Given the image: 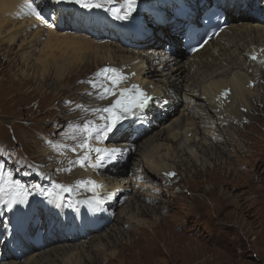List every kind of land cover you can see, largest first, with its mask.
Instances as JSON below:
<instances>
[{"label":"rangeland","instance_id":"1","mask_svg":"<svg viewBox=\"0 0 264 264\" xmlns=\"http://www.w3.org/2000/svg\"><path fill=\"white\" fill-rule=\"evenodd\" d=\"M152 3L142 5L137 2L136 10L127 20H115L104 9H82L68 0H63L59 5H64V8L68 9V14L65 11L60 12L59 5L54 4L53 6L58 9H52L46 15L40 14L39 17L44 18L45 23H51L58 31L81 35L92 42L98 41L97 43L100 42L102 45L119 44V40H132L134 44L129 46V56L136 58L135 52L144 47L146 49H151V47L161 49L162 46L166 48L172 46L167 44V37L171 36L172 29L166 26L164 18H162V22L155 21L154 12L156 10L163 11L164 15L171 12L170 14L173 16L179 14L177 10L185 14L189 10H194L195 13L191 12V14L194 15V21L197 23L195 25L198 26L200 24L198 15L202 9L204 10L208 6H204L205 0H167L165 3ZM260 3L261 0H258V4ZM242 4L245 8L250 4V0H243L238 7L240 21L242 23L254 21L249 12H241ZM118 5V0H115L112 6ZM36 6L39 11L42 9L41 3ZM152 7L156 9L150 10ZM3 8L4 11H7L10 7L4 5ZM74 10L88 19H92L94 16L100 17V20L108 21L111 26L105 29L98 26L99 31L91 30V27L85 26L79 19H76L77 25L72 24L67 15ZM159 27L162 29H157ZM148 30H161L164 38L167 39H164L165 42L160 46L156 44V40H150L152 44L147 46L145 42L149 41L131 38L139 33L144 34ZM45 35V32L42 31L39 40L45 41ZM7 46L6 43L0 42V149H2L0 151V174L7 179V173H11L13 181H18L28 189V195L33 194V200L27 199L30 196L26 197L27 202L43 201L53 192L55 195L59 194L57 188L54 187L63 178L64 171L59 167L74 158L77 153L56 149L58 152L49 156L44 153V150L54 148L52 145L56 144H64L69 148L75 146L76 141L65 139L63 135L69 131L68 124L72 122L82 125L85 120H91L89 112L85 114L82 111H76L74 107L79 103V100L77 94L70 90L73 86L80 89L86 81L94 78L95 73L102 69L101 67H110L111 64L99 65L96 61L101 63L102 59L95 58L96 56L90 52L85 53L86 56L79 54L78 57L77 53L71 54L69 68L71 67L70 69L76 73L70 79L61 82V88H69V91L59 98L54 89V81L49 77L46 81L39 75L40 60L43 59L39 45L38 49L32 50L21 49L19 45L14 44L10 58L5 57V52L9 50ZM62 47L66 49L67 46L62 45ZM56 50L57 55L64 53L61 48ZM172 52H175L173 47ZM176 54L182 61L189 57L185 48L182 49V47ZM23 56H29L28 61H25ZM81 57L83 58L81 59ZM232 58L233 62L236 58ZM87 62L94 65H91L89 70L84 69ZM160 69L162 70V68ZM248 72L251 75L253 70L250 69ZM124 75L127 76V80L121 87L140 83V80L137 81L140 78L135 77L132 72ZM195 76L196 82H202L199 73L196 72ZM258 76V79L253 76V88L261 89L264 94V73L260 72ZM140 77L146 78L147 76L142 74ZM156 78L158 79V77ZM151 79L153 78L142 81V84H146V81ZM82 81L84 83H81ZM262 97L259 99V103L261 100L264 101V95ZM221 100L224 101V109L229 108L231 98L224 96ZM88 102L90 103L89 99ZM254 102L253 99L251 104L258 109L253 107L251 109L255 114L250 113V109L245 113L243 111L244 115L241 116V118L244 116L250 118L245 125H240V120H242L240 114L237 116L240 123H225L226 118L221 114V109L215 110L213 105L206 104L207 108H202L204 113L201 111L198 114L202 116L192 119L194 122H198L197 119L202 118L197 126L196 124L192 126L189 136H186L182 132L184 129H181V133L174 140L164 141L167 144L158 148L157 152L154 151V159H152L156 162L171 163L176 167L175 169H178V172L175 173L176 177L172 178L173 180L166 181L163 179L164 176L162 178L148 176L151 179L143 177L138 179V184L147 180L146 185L152 184L157 190L140 185L133 187L139 189V192L146 193V200L142 202L147 207L145 206L143 209L146 212L139 213L138 207L135 209L134 206L131 211V215H134L131 218L132 222L125 223L126 220L119 218L122 203L116 205L113 214L110 204L104 207L98 204L101 207L100 213H97L100 214L98 215L101 219L97 220L99 228L94 232L96 236H105L106 239L115 235L114 230L117 227L124 228V231L118 239L116 238L113 243H110V246L107 245L108 250L104 257H95L91 253L95 257L92 264H264V103L259 106ZM172 104H174L173 101L167 107L163 106L161 109L153 110L152 113L145 112L143 115L140 113L138 116L132 117L123 123L124 134L96 145L129 143L134 141L135 135H142L137 138L138 143L134 141L137 146L134 153H128L124 157L121 164L125 169L123 177L129 175L126 169L131 173L136 164L142 162L139 148L143 142L148 137H153L156 131L164 129L167 133L169 131L167 126L180 115L175 109L168 112ZM60 112L67 113L66 117ZM80 113H82L81 116H74ZM183 124V122L177 121L170 128L176 130L181 128L179 125L183 127ZM211 136H218V138L213 139ZM198 138L202 139L198 141ZM206 140L215 143L212 146L206 145ZM93 143L96 144L95 141ZM191 148L194 150L193 154L195 153L193 156L190 153ZM181 149L183 151L180 152ZM179 157L182 161L176 162ZM33 162L47 163V167L42 170L37 169ZM49 164L56 166L51 168ZM148 180H154L155 183L148 182ZM2 183L3 180H0V184ZM11 192V189H7L0 193V207L7 204ZM133 193L134 191L130 190L127 196L131 197ZM92 194L94 193L87 188H78L71 196L75 198L74 200L85 197L86 200L91 201L90 203H95L90 199ZM2 195L5 197L2 198ZM123 202L125 205L126 201ZM19 204L21 203L14 205ZM35 206L40 211V203L37 202ZM34 216H37L38 219L35 225L36 230L40 228L39 231H44L42 213H35ZM93 216L95 215L93 214ZM107 242L108 240H105V243ZM33 253L29 251L18 262H23Z\"/></svg>","mask_w":264,"mask_h":264},{"label":"bare ground","instance_id":"2","mask_svg":"<svg viewBox=\"0 0 264 264\" xmlns=\"http://www.w3.org/2000/svg\"><path fill=\"white\" fill-rule=\"evenodd\" d=\"M166 1L167 0H136V3L138 2L145 5L152 2L165 3ZM213 1L227 10L229 22L228 27L225 28L217 38L206 44L200 51H197L192 55L189 54L188 59L182 61L176 52H178L181 47L182 49L184 48L183 32L185 30V24H197L194 21V15L191 14V12L195 13L194 10H189L187 14H185L176 9L179 14H176L175 16L170 14L171 12L168 15H164L163 11L156 10L154 12L155 21L159 20V22H162V18H164L166 26L172 29L171 36L167 37V44L172 45L175 52L169 53L167 52L166 47L163 46L161 49H158V47L146 49L144 47L135 52V58L129 56V46L134 44L132 40H119V44L107 43L102 45L100 42L97 43L98 41L92 42L90 39L81 35L79 36L65 31H58L56 30V27L54 28L53 26L49 27L51 23H45L44 18L42 17L22 13V5L26 2H32L35 6L36 4L39 5L41 3L42 9L40 11L37 10L40 14L46 15L50 10L58 9L53 6L54 4L59 5L55 0H0V42L3 44L6 43L8 45L7 47H9V50L5 52V57L10 58V52L12 50V45L14 44L19 45V48L21 49L32 50H36L39 45L41 51L40 54L43 56V59L40 60L39 75L46 81H48V77L54 81V89L57 91L56 95H58L59 98L69 91V88H61V82L65 79H70L71 76L76 73V71L70 69L71 67L69 68L70 55L77 53V57L79 54H84L86 56L85 53L90 52L96 56L95 58H98L99 60L100 58L102 59L101 63L96 61L99 65L107 66L111 64V68H116L123 74L132 72L135 77L140 78L137 80H140V83L138 84L139 87L152 97L147 108L141 112L142 115L145 112L152 113L153 110L161 109L163 106L167 107L172 101L174 104H172V107L168 112L175 109L180 113V115H178V117L176 116L177 118L173 119L172 123L167 126L169 129L167 133H165L164 129L156 131L153 137L150 136L145 142H143L139 148L142 162L137 163L136 167L131 170V173L126 169L129 173L128 177H123L125 169L123 167L124 165L121 166V164L126 154L134 153V150L137 147L135 145L136 142L134 143V141H137V138L142 136L141 134L135 135L133 138L134 141H130L129 143L121 142L111 143L106 146H97L120 148L123 150L120 153H117L111 160L106 161L103 167L94 169L92 167L81 168L79 165L74 167L70 166L68 161L76 160L77 156L81 154L79 152L76 153L74 158L69 159L66 163L62 165L59 164L61 166L59 168H62V170L71 167V171L63 170V178L58 184L74 187L80 182V179L81 181H94L97 188L95 192L90 191L94 193L90 195V199L95 203H90V207L88 208L83 203V200L86 199L85 197L79 198L80 200H74L75 198L71 196L72 193L62 192L60 189H57L59 194L55 195L51 190L53 193L46 197L44 195L45 199L43 201L27 202V200H25L24 203L16 205L13 211L14 219H17L20 206L23 204L30 205L31 213H42L44 231H39L40 228L36 230L35 225L38 219L37 216H34L30 227L24 229L22 233L18 234L15 238L18 249L21 250L25 256L29 251L34 253L28 256L23 262L21 261V263L18 262V260H21L20 257L5 250L3 251V259L0 264H92L94 263L93 261L95 257H104L108 250L107 245L110 246V243H113L116 238L118 239L122 235L124 228L117 227L114 230L115 235H111L106 239L104 238L105 236H96L94 232L99 228L97 220L101 219L99 217L100 207L110 204L113 214L116 205L122 203V210L119 214V218L126 220L124 221L125 223L132 222L131 218H133L134 215L132 214V217L131 211L134 209V206L135 209L138 207L139 213L146 212L143 209L145 206L147 207V205L142 202L143 200H146V193L143 191L139 192V189L133 187L140 185L142 187H150L153 190H157L152 184L146 185L147 180L138 184V179L140 177L151 179V177L148 176L157 178H162L164 176L163 179L167 181L176 177V174L171 177L166 175V173L169 172H178V169H175L176 167L171 165V163L168 164L165 161H163V163L153 160L154 151L167 144H165L164 141L174 140L181 133V129H184L182 132L185 133L186 136H189L192 126L195 124L197 126L202 118L197 119L199 120L198 122H194L192 119L202 116L198 114L203 111L202 108H207L206 104L213 105L215 110H218V108L221 109L222 113L221 111H218V113L223 114V117L226 118L225 123H240L241 121L240 125L242 126L246 124L247 117L244 116L241 118V116L244 115L245 111L248 112L254 106L251 104L253 99L259 106L264 103L263 100L259 103V99L264 94L261 92V89H255L256 87L253 88V76L251 78V75L248 72L252 69L254 77L256 76L255 78L259 77L258 75L260 72L261 74L262 72L264 73V63H262V61H264V13L257 14L256 12L255 14L251 6L245 8L242 7L241 12H249L251 18L254 20L249 23H242L240 21L241 17H239L238 14V7L243 0ZM252 1L253 0L250 2ZM120 2L121 0H118V3ZM4 5H7L10 8L7 11H4ZM211 5L212 0H205L204 6L207 7L204 10L202 9L201 13L198 15L199 22L203 12H205ZM58 7L60 8V12L65 11L66 14L69 13L68 9L64 8V5L62 6L61 4ZM260 7H264V0H261ZM155 9L156 8L154 7L150 8V10ZM174 11L175 10L173 9V12ZM67 16L70 23L77 25L76 19H79L85 26L91 27V30H99L98 26L103 29L111 26L108 21L100 20V17L94 16L92 19H88L87 17H84V15L76 13L75 10ZM198 25L201 26V23ZM157 29L162 28L159 27ZM42 31L46 34V40L43 42L39 40ZM131 38L133 40L136 38L147 40L149 41L145 42L147 46L152 44L150 40H156V44L160 46L165 42L164 39H167L164 38L161 30H148L144 34L139 33L136 36H131ZM62 45L67 46L66 49H64L65 47H62ZM59 48H61L62 51L64 50L62 55H57L55 53L57 51L56 49ZM253 54L256 55V60L251 58ZM23 57L26 59L25 61H28L29 56ZM232 57L236 58L234 60L239 62L236 63L234 60L232 62ZM82 58L83 57H81V59ZM234 62L235 65L233 64ZM91 65L94 66L91 62H87L84 69L89 70ZM160 68H162V70ZM169 68L170 70H168ZM196 72L201 76L202 82L195 81V77L197 76H195ZM142 74L147 77H140ZM25 75H27V73H25ZM156 77H158V79ZM148 78L153 79L149 81L147 80V83H144L143 85L142 81H145ZM132 85L127 87H131ZM70 91H74L77 94L79 100L78 104L83 105L86 108L106 107L115 99V97H108V99L105 100L96 99L95 94L99 89H93L88 83H85L80 89L73 86ZM89 92L93 94L88 95L87 93ZM225 92H227L226 96H229L232 100L227 109H224V101L222 102L221 100V98L225 96L222 95V93ZM69 99H71V97H69ZM88 99L90 100V103L88 102ZM74 108L76 111H81L76 107ZM253 108L256 110L258 109L256 106ZM252 109L250 113L252 112L255 114ZM82 113L74 116H81ZM89 113L91 115L90 119H95L93 114L91 112ZM61 114H65L63 115L65 117L67 115L65 112H62ZM239 114L242 119L240 121L237 117ZM219 117L222 116L219 115ZM130 119H132V117H129L124 122ZM61 120L63 119L61 118ZM177 121L181 123L183 122V127L179 125L181 128L176 130L175 128H170L172 125L176 124ZM212 137L213 136H211V138ZM216 138H218V136L213 137V139ZM201 139L202 138H198V141ZM214 143V141L206 140V145L212 146ZM96 145L97 144H95V146ZM192 149L193 148L190 150L191 156L195 154H193L194 150ZM179 151L181 152L183 150L181 149ZM55 152L58 151L54 148L44 150V153L49 156ZM181 157H179L176 162L182 161L180 160ZM50 166L51 168H54L56 165L49 164V167ZM148 182L155 183L154 180H148ZM130 190L134 191L133 196L131 197L127 196ZM27 196H30L27 198L28 200H33L34 198L33 194ZM101 196H103V198H100ZM150 196L153 197L152 195ZM4 197L5 195H2V198ZM142 197L143 199H140ZM123 201H126L125 205L123 204ZM37 202L40 203V211L37 210L35 206ZM58 202L59 204H57ZM98 204H101V206L99 207ZM93 214L95 216H93ZM4 215V208L0 207V218ZM10 216L11 215H8L7 217L9 218ZM105 240H108V242L105 243ZM50 244L51 246H49ZM91 253L95 257H93Z\"/></svg>","mask_w":264,"mask_h":264},{"label":"snow or ice","instance_id":"3","mask_svg":"<svg viewBox=\"0 0 264 264\" xmlns=\"http://www.w3.org/2000/svg\"><path fill=\"white\" fill-rule=\"evenodd\" d=\"M55 2L61 3L63 0H55ZM68 2L87 10L104 9L115 20H127L136 10V0H121L116 7L112 6L115 0H68ZM22 13L40 16L37 6L32 2H26L22 5ZM51 26L50 24L49 27ZM251 58L253 60L257 59L255 54ZM126 80L127 76L118 69L105 67L97 71L93 79L86 81L93 89H99L95 94L96 99L105 100L108 97H115V99L106 107L86 108L80 104L75 106L85 114L91 112L95 119L85 120L82 125L72 122L68 124L69 131L63 135L65 139L76 141L75 146L69 148L64 144L52 145L57 150H70L74 153H81L77 156L76 160L68 161L70 166L79 165L81 168H100L104 166L106 161L111 160L117 153L123 151L120 148L97 147L93 141L96 144H102L110 138L124 134L123 122L129 117L138 116L147 108L149 102L152 100V97L141 89L139 85L134 84L131 87H121ZM81 83H84V81ZM87 94L92 95L93 93L89 92ZM222 95L226 96L227 92L222 93ZM63 170L71 171V167ZM166 175L171 177L175 173L169 172ZM11 176V173H7V179H5L0 174V180H3V183L0 184V192H5L7 189L12 190L7 202L9 211L12 210L14 204L24 203L28 195V190L18 181H13ZM54 187L67 193H73L80 187H86L87 190L95 192L97 185L94 181L88 180L80 181L74 187L62 184H55ZM83 202L90 203L91 201L86 200Z\"/></svg>","mask_w":264,"mask_h":264}]
</instances>
